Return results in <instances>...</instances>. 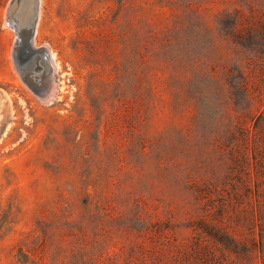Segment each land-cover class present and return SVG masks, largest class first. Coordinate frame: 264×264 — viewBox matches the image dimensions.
I'll return each mask as SVG.
<instances>
[{
    "label": "rangeland",
    "instance_id": "374dc122",
    "mask_svg": "<svg viewBox=\"0 0 264 264\" xmlns=\"http://www.w3.org/2000/svg\"><path fill=\"white\" fill-rule=\"evenodd\" d=\"M9 1L0 264H198L200 220L222 214L236 229L239 193L264 207L255 189L243 194L230 158L233 134L263 105L239 110L229 75L240 65L264 98V58L227 28L239 14L264 16V0H39L32 42L58 65L42 99L14 65ZM41 60L25 75L44 86Z\"/></svg>",
    "mask_w": 264,
    "mask_h": 264
},
{
    "label": "trees",
    "instance_id": "16d2710c",
    "mask_svg": "<svg viewBox=\"0 0 264 264\" xmlns=\"http://www.w3.org/2000/svg\"><path fill=\"white\" fill-rule=\"evenodd\" d=\"M239 14V13H238ZM239 22V23H238ZM237 25V28H236ZM238 25L240 26L238 28ZM228 31L235 36V41L244 49L256 53L264 58V16H258L250 11L236 15L235 21L229 25ZM233 32V33H232ZM233 77L237 107L242 112L249 113L251 105L257 98L262 108H258L256 115L250 116L252 123L242 125L239 134H233L235 143L230 150L231 168L238 174L237 180L248 188V192L255 189V197L264 195V98L262 93L255 92L250 84V77L240 66L229 70ZM257 190V191H256ZM241 193L236 197L239 205L234 223L222 219V214L214 220H200L199 228L192 245L193 252L198 258V264H259L257 255L263 254L264 241V207H253L244 199ZM245 222L250 225V232L246 233L239 226ZM264 258V257H263ZM264 264V259H263Z\"/></svg>",
    "mask_w": 264,
    "mask_h": 264
},
{
    "label": "water",
    "instance_id": "95a60500",
    "mask_svg": "<svg viewBox=\"0 0 264 264\" xmlns=\"http://www.w3.org/2000/svg\"><path fill=\"white\" fill-rule=\"evenodd\" d=\"M23 2L24 0H10L6 9L7 23L12 25L17 33L13 50L14 65L27 81L28 87L41 99L47 98L51 93L48 84L44 86L38 84L35 73H28L29 75H25L27 67L33 62L36 55H42L46 62H50L47 48L45 46L34 47L32 42V37L38 21L40 3L39 0H33V12L29 22L25 25L22 22L14 20L16 19L17 9L22 6ZM1 95L0 92V97Z\"/></svg>",
    "mask_w": 264,
    "mask_h": 264
},
{
    "label": "bare ground",
    "instance_id": "6f19581e",
    "mask_svg": "<svg viewBox=\"0 0 264 264\" xmlns=\"http://www.w3.org/2000/svg\"><path fill=\"white\" fill-rule=\"evenodd\" d=\"M33 12V0H24L22 6L17 9V14H16V19L19 22H22L23 24H27L30 20L31 14ZM36 30V28H35ZM36 33V31L34 32V34ZM36 47V46H34ZM53 58H54V53L51 52ZM42 58V60L44 59V57L41 55L40 56ZM41 60V61H42ZM46 62V61H45ZM43 64V63H42ZM58 64V63H57ZM58 65H54V63L50 60V62H47L46 65H44L42 68H44L42 71V81L45 79L44 77L46 76V74L48 73V71H54L55 67ZM17 69V68H16ZM41 69V68H40ZM18 70V69H17ZM36 78V77H35ZM34 78V79H35ZM38 79V84L40 83L39 78L37 77L36 80ZM45 85H47L46 83V79H45ZM1 116V115H0Z\"/></svg>",
    "mask_w": 264,
    "mask_h": 264
}]
</instances>
